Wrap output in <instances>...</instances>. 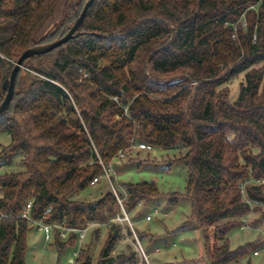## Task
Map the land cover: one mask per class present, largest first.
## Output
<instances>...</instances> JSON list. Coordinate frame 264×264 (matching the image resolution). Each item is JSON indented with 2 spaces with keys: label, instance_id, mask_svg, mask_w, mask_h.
<instances>
[{
  "label": "trees",
  "instance_id": "1",
  "mask_svg": "<svg viewBox=\"0 0 264 264\" xmlns=\"http://www.w3.org/2000/svg\"><path fill=\"white\" fill-rule=\"evenodd\" d=\"M57 2L0 0L3 80L27 48L64 36L87 0L68 2L40 34ZM241 74L232 100L225 84ZM6 93L1 85L0 104ZM0 133L11 137L0 167L15 157L27 164L0 172V264H26L29 202L31 218L72 229L64 241L54 227L59 251L78 242V229L109 226L98 261L90 242L76 264H144L132 246L114 252L121 232L110 218L122 208L113 192L72 198L140 142L188 149L177 159L190 169L186 194L168 202L191 200L210 264H239L254 243L232 249L228 231L251 203L264 206V0H95L77 36L25 60ZM124 187L128 212L162 197L153 181Z\"/></svg>",
  "mask_w": 264,
  "mask_h": 264
},
{
  "label": "rangeland",
  "instance_id": "2",
  "mask_svg": "<svg viewBox=\"0 0 264 264\" xmlns=\"http://www.w3.org/2000/svg\"><path fill=\"white\" fill-rule=\"evenodd\" d=\"M70 1L76 3L78 0H58L53 14L44 24L40 34L51 30L62 20L65 5ZM243 81L244 74H241L225 84L230 90L232 100L239 96ZM2 82L3 77L0 72V86ZM10 141L9 134L0 133V151ZM187 150L181 144L174 149L167 150L154 146L150 152L135 148L129 149L120 165L113 166V170L110 172L111 181L108 177L102 176L98 183L72 196L73 199L96 200L107 192L114 193L113 187L116 188L118 195H121V192H125V183L155 182L162 197L141 202L133 211H127L132 225L128 220L123 219L122 209L110 218V222L119 224L121 232L115 253L127 251L128 246H132L138 251L140 260L144 264H210L204 255L202 231L196 227V223L191 217V200L187 196H182L174 205L168 202V194L173 192L181 195L186 194L190 169L186 164L178 162L177 159ZM5 168L8 171H21L27 169V164L21 157H15L12 163L6 167H0V172ZM244 199H246L245 194ZM155 208L160 213L155 214ZM151 213L153 218L146 220V215ZM163 213L168 215L163 217ZM118 217L121 219H117ZM94 226L90 227L82 242L78 241L75 245H67L62 251L57 249L53 239L46 240L43 233L33 227L27 235L26 264H71V259L75 257L74 252H79L90 242H92L93 262L96 263L108 238L109 228L107 227L109 226H103L99 236L96 231H93ZM128 228L131 229L132 234L128 233ZM142 235L146 236L145 240L141 239ZM228 238L232 249L254 243L250 255L241 260L239 264H264V206L251 203L250 211L239 219L237 226L228 231ZM210 239L213 240L212 234ZM64 241H67V238Z\"/></svg>",
  "mask_w": 264,
  "mask_h": 264
},
{
  "label": "built area",
  "instance_id": "3",
  "mask_svg": "<svg viewBox=\"0 0 264 264\" xmlns=\"http://www.w3.org/2000/svg\"><path fill=\"white\" fill-rule=\"evenodd\" d=\"M117 99V97L115 98ZM138 149V150H146V151H152L154 146L152 144H149V143H144V142H140L134 146H132L130 149ZM129 149L127 150H121L119 153H118V156L116 157V159L111 163L109 164L108 166H104V173L103 175L101 176H98V177H95L92 181V185L98 183L101 179L102 176H106L108 177V179L111 181L110 179V172L113 170V166L114 165H120V162L121 160L126 156L127 152H128ZM4 167V166H2ZM113 191H114V194L116 195L117 199H118V202L120 203V206L123 210V219L125 220H128L130 225H132L131 221H130V217H129V214L127 213V211L125 210L124 206H123V200L122 198H120V196L118 195L117 191H116V188L113 187ZM0 199H1V194H0ZM32 208V202H29L26 206V208L23 210L22 212V217L24 218H27L31 224H33L35 226V228H37L38 230H40L43 235H44V238L46 240H51L53 239V229L54 227H57V228H60L61 229V237L63 239L67 238L68 236V231H71L72 229L70 228H66V227H63L62 225H55V224H50V223H46L44 222L43 220H35L33 218H31L30 216V210ZM51 211V208H48L46 209L45 211V214L49 213ZM154 213L155 214H158L160 213V211L155 208L154 209ZM168 214L167 213H163V217H166ZM153 218V214H148L146 215V220H151ZM117 219H121V218H117ZM95 225L94 223L93 224H90L88 227H85V228H81V229H78L77 232H78V235H79V238H78V241L79 242H82L85 238H86V235L88 234V231L90 230V227ZM74 256L72 259H71V264H76V257L78 256V251H75L74 252Z\"/></svg>",
  "mask_w": 264,
  "mask_h": 264
},
{
  "label": "water",
  "instance_id": "4",
  "mask_svg": "<svg viewBox=\"0 0 264 264\" xmlns=\"http://www.w3.org/2000/svg\"><path fill=\"white\" fill-rule=\"evenodd\" d=\"M94 1L95 0H87V2L85 3V5L83 7L81 14L77 17L76 21L71 26L70 30L64 36H62V37H60V38H58L52 42L39 44V45L30 47V48H27L22 53V55L19 57V59L15 62V65L11 71L10 77L4 79L2 82V88L5 89L7 91V93L4 97L3 102L0 104V116L6 112V110L8 109V107L12 101V98H13L14 93H15V85H16L17 75H18L19 70L23 67L25 60L31 56L36 55V54L46 53V52L60 46L61 44L65 43L69 39L77 36L80 33L82 21L84 20L88 9L90 8V6L93 4ZM97 201H98V199L95 200V202H97Z\"/></svg>",
  "mask_w": 264,
  "mask_h": 264
},
{
  "label": "crops",
  "instance_id": "5",
  "mask_svg": "<svg viewBox=\"0 0 264 264\" xmlns=\"http://www.w3.org/2000/svg\"><path fill=\"white\" fill-rule=\"evenodd\" d=\"M124 166V165H123ZM119 168H121V167H119ZM116 172V171H115ZM115 172H113V173H115ZM118 174H120V172H118Z\"/></svg>",
  "mask_w": 264,
  "mask_h": 264
}]
</instances>
